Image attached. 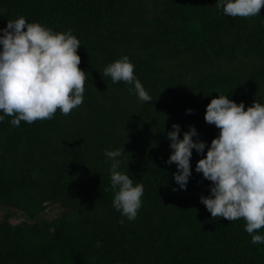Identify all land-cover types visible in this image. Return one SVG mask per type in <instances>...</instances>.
<instances>
[{"label": "trees", "instance_id": "obj_1", "mask_svg": "<svg viewBox=\"0 0 264 264\" xmlns=\"http://www.w3.org/2000/svg\"><path fill=\"white\" fill-rule=\"evenodd\" d=\"M216 2L0 0V29L23 16L71 30L87 73L70 115L0 122V264H264V243L251 242L243 219H212L200 203L211 187L195 171L203 156L193 149L186 190L166 163L173 124L180 139L195 127L206 155L220 132L204 120L211 99L264 104V9L231 18ZM125 55L150 102L103 75ZM122 148L119 171L144 186L134 221L112 206L104 152ZM50 206L58 211L46 217Z\"/></svg>", "mask_w": 264, "mask_h": 264}, {"label": "clouds", "instance_id": "obj_2", "mask_svg": "<svg viewBox=\"0 0 264 264\" xmlns=\"http://www.w3.org/2000/svg\"><path fill=\"white\" fill-rule=\"evenodd\" d=\"M215 7L231 18H251L264 9V0H217ZM0 33V112L3 113L0 122L11 117L10 124L19 127L22 121L32 124L51 120L57 109L68 116L82 106L87 73L78 67L81 58L77 52L81 45L71 30L55 32L19 16L8 20ZM134 70L135 66L125 55L107 65L103 75L113 83L124 82L140 101L150 102L152 97ZM191 112L186 110V114ZM204 120L220 130L219 136L207 146L206 155V144L198 138L193 140L198 136L195 127L190 126L182 139L177 124L167 133L172 152L166 163L176 165L174 180L180 190H186L192 175L194 149L203 156L195 171L211 182L210 195L201 196L200 203L212 219L219 217L230 222L243 219L244 231L251 236V242L264 243V235L257 234L264 229V104L255 100L245 109L243 102L237 104L228 95H219L207 105ZM122 154L123 148L104 152L112 162V206L128 221H134L142 207L144 186L119 171L118 157Z\"/></svg>", "mask_w": 264, "mask_h": 264}, {"label": "rangeland", "instance_id": "obj_3", "mask_svg": "<svg viewBox=\"0 0 264 264\" xmlns=\"http://www.w3.org/2000/svg\"><path fill=\"white\" fill-rule=\"evenodd\" d=\"M58 211V208L57 207H48L45 209L44 211V215L46 217H49V216H53L56 212ZM21 216H19L18 218H15V219H12L13 221H17L18 219H20Z\"/></svg>", "mask_w": 264, "mask_h": 264}]
</instances>
